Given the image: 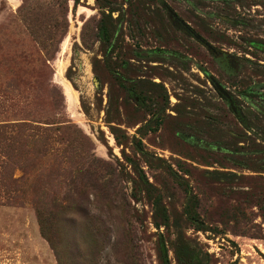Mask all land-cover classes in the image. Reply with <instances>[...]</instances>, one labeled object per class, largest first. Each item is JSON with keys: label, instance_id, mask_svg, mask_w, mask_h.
I'll list each match as a JSON object with an SVG mask.
<instances>
[{"label": "rangeland", "instance_id": "rangeland-1", "mask_svg": "<svg viewBox=\"0 0 264 264\" xmlns=\"http://www.w3.org/2000/svg\"><path fill=\"white\" fill-rule=\"evenodd\" d=\"M22 2L0 0L3 80L5 56L29 41ZM161 2L235 69H220ZM45 16L58 17L54 8ZM67 20L53 81L104 176L70 189L94 235L77 245L55 238L54 250L31 207L0 205V264H161L160 235L169 264H189L184 247L200 264H264V0H69ZM209 74L249 102L247 127Z\"/></svg>", "mask_w": 264, "mask_h": 264}, {"label": "trees", "instance_id": "trees-1", "mask_svg": "<svg viewBox=\"0 0 264 264\" xmlns=\"http://www.w3.org/2000/svg\"><path fill=\"white\" fill-rule=\"evenodd\" d=\"M68 1L23 0L18 14L29 34L28 45L5 56L6 79L0 77V205L31 207L42 237L54 250L55 238L77 245L93 237L92 222L74 207L70 189L86 175L97 184L104 177L91 168L92 160L82 146L86 136L65 116L63 95L53 81L52 62L68 27ZM50 8L57 18L45 16ZM101 32L106 36L104 27ZM128 92L138 100L133 87ZM17 170L20 173L14 176ZM62 187L66 191L60 193ZM59 228L64 229L61 237L56 236ZM184 249L189 264H200L196 253ZM158 252L160 263L169 264L162 235Z\"/></svg>", "mask_w": 264, "mask_h": 264}, {"label": "flooded vegetation", "instance_id": "flooded-vegetation-1", "mask_svg": "<svg viewBox=\"0 0 264 264\" xmlns=\"http://www.w3.org/2000/svg\"><path fill=\"white\" fill-rule=\"evenodd\" d=\"M163 9L167 13V17L170 21H172L175 26L179 27H185V29L190 33H186L183 29H181L184 33L191 36L194 39V35L198 36V40H196L198 43H200L204 48L211 51L214 55L215 63L216 65L224 70L225 72H228L230 69H235V59L231 57L228 53H226L224 50L216 49L211 45L209 41L205 39V37L201 34H197L193 29L189 26V24L181 19L179 15L174 11L173 9L169 8L166 3L161 2ZM226 65H225V64ZM229 65V66H228ZM208 79L214 90L217 92L220 98L225 100L229 106V108L232 110L233 115L237 119V121L243 126L247 127L249 121L243 114V108L246 104H249V102L243 103L240 101V99L237 96H234V94L230 91H228V88L220 83L217 79H215L211 74L208 75ZM250 124V123H249Z\"/></svg>", "mask_w": 264, "mask_h": 264}, {"label": "water", "instance_id": "water-1", "mask_svg": "<svg viewBox=\"0 0 264 264\" xmlns=\"http://www.w3.org/2000/svg\"><path fill=\"white\" fill-rule=\"evenodd\" d=\"M180 28L183 29L184 31H186V33L190 34V33L185 29V27L180 26ZM193 37H194V39L198 40V36L194 35Z\"/></svg>", "mask_w": 264, "mask_h": 264}]
</instances>
